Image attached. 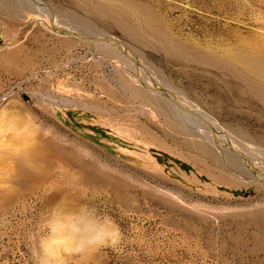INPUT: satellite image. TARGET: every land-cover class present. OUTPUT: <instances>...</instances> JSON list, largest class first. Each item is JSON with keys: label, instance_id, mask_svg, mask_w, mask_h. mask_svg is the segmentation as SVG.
Here are the masks:
<instances>
[{"label": "rangeland", "instance_id": "374dc122", "mask_svg": "<svg viewBox=\"0 0 264 264\" xmlns=\"http://www.w3.org/2000/svg\"><path fill=\"white\" fill-rule=\"evenodd\" d=\"M43 1L122 45L0 0V264H264V0Z\"/></svg>", "mask_w": 264, "mask_h": 264}, {"label": "bare ground", "instance_id": "6f19581e", "mask_svg": "<svg viewBox=\"0 0 264 264\" xmlns=\"http://www.w3.org/2000/svg\"><path fill=\"white\" fill-rule=\"evenodd\" d=\"M54 25H56V26H58L57 24H55V21H54ZM59 27V26H58ZM61 27V26H60ZM127 27H129V26H127ZM122 30V29H121ZM93 35V34H92ZM94 36H98V37H101V36H103V35H94ZM172 46V45H171ZM177 47V46H176ZM174 48V47H173ZM181 48V47H180ZM168 49V48H167ZM175 49V48H174ZM172 50V49H171ZM258 50V49H257ZM253 51V50H252ZM252 51H249V52H252ZM253 52H255V51H253ZM230 54L229 55H231V57L233 58H239V56L241 55V53H240V55H239V52H229ZM125 54V53H124ZM256 53H254V55H255ZM127 55V54H126ZM249 55H251V54H249ZM244 56H245V53H244ZM253 56V55H252ZM226 57V56H225ZM227 58H230V56L229 57H227ZM245 58V57H244ZM247 58H249V57H247ZM255 58V57H254ZM246 59V58H245ZM244 59V60H245ZM250 59H251V57H250ZM258 59H260V58H258ZM134 60V59H133ZM226 60V59H225ZM239 60V59H238ZM237 60V61H238ZM241 61V60H240ZM250 61V60H249ZM252 62H253V60H251ZM258 61V60H257ZM264 61V60H263ZM135 62V61H134ZM244 62V61H243ZM261 61L259 60V63H260ZM229 63H231V62H229ZM247 63V62H246ZM255 63H256V61H255ZM258 63V62H257ZM264 62H262V64H263ZM232 64V63H231ZM238 64V63H237ZM236 64V65H237ZM248 64H250V63H248ZM246 65V64H245ZM254 65V64H253ZM261 65V64H260ZM256 66H257V64H256ZM255 66V67H256ZM229 67H232V66H229ZM250 67H252V66H250ZM137 68V67H136ZM264 68V67H263ZM262 68V69H263ZM259 69V68H258ZM261 69V70H262ZM137 71H138V69H137ZM253 71V70H252ZM255 71V70H254ZM253 71V72H254ZM248 72H250V71H248ZM139 73H140V75L138 74V77H139V79H140V81H141V83L142 84H144V82L148 85V86H150V87H152L154 90L156 89V90H158V91H160L162 94H164V95H168V96H170L169 94H167V91L164 89V88H162L161 87V89H157V88H154L153 86H151L150 85V83H149V81L147 80V82H146V80L143 78V76L141 75V72L139 71ZM256 73H258V75H259V72L257 71ZM262 74H264V72L262 73ZM253 77H254V75H253ZM263 77V76H262ZM261 79V78H260ZM152 80H154V82L156 83V85L154 84V86H157V82L155 81V78H152ZM153 82V83H154ZM144 86V85H143ZM264 86V85H263ZM260 87V86H259ZM148 90H150V89H148ZM156 90L155 91H153V90H150V91H153V92H155V93H157L156 92ZM262 92V91H261ZM157 94H159V93H157ZM160 95V94H159ZM162 96V95H161ZM163 97V96H162ZM171 97V96H170ZM163 98H165V97H163ZM172 98V97H171ZM166 99V98H165ZM173 99V98H172ZM166 100H168V99H166ZM174 100V99H173ZM169 101V100H168ZM175 101V100H174ZM170 102V101H169ZM177 102V101H176ZM171 103V102H170ZM179 103V102H178ZM172 104V103H171ZM180 104V103H179ZM184 104V103H183ZM183 104H180V105H182L183 107H186V108H188V106L187 105H183ZM173 105V104H172ZM174 106V105H173ZM175 107V106H174ZM180 113H183L184 115H187V116H189L190 117V115H188L187 113H184V112H182L180 109H178L177 107H175ZM189 109V108H188ZM191 110V109H190ZM191 111H194V110H191ZM194 112H196V111H194ZM196 113H198V112H196ZM201 113V112H200ZM203 114V113H202ZM198 115H200V117H192V118H195V119H198L199 121H195V124L198 126V128H205L208 132L207 133H209V134H213V136L214 137H217L218 139H220V140H222V141H225V143L227 142L229 145H227V144H219L220 146H222V147H224V148H227L229 151H231L232 152V149H231V147H230V145L232 144L231 142H230V140L227 138V137H229V136H227L226 138H225V136L226 135H223V134H221V132H220V127L209 117V116H207V115H205V114H203V115H201V114H199L198 113ZM186 118V117H185ZM191 120V119H190ZM201 120V121H200ZM19 123V122H18ZM11 124L12 125H16L17 124V121H16V119L15 120H13V121H11ZM0 132H1V128H0ZM203 133H204V131H203ZM215 141V140H214ZM233 147V146H232ZM238 147V146H237ZM235 148V147H234ZM240 148V147H239ZM235 149H237V148H235ZM239 150V149H238ZM32 151V150H31ZM30 151V152H31ZM30 152H28V153H24L23 155V158H22V161H21V163L19 164L20 165V170H19V175H18V180L19 181H21V182H23V183H25L26 185H28V186H34L35 184H37L38 183V180L39 181H41V178L43 177V170H42V168H41V164H44V163H46L47 162V157H48V154H47V152L46 151H44V150H40V152H37V154H36V151L34 150V151H32V153L30 154ZM238 153H240L239 151H237ZM233 154H235V155H237L236 153H233ZM247 155V154H246ZM238 156V155H237ZM240 159V158H239ZM244 160H246V159H244ZM243 162V161H242ZM246 163H248V162H246ZM246 165V164H245ZM251 166H252V164H250ZM255 166V165H254ZM254 166H252L251 168H250V171H253L254 173H258V172H256L255 171V167ZM259 174V173H258ZM264 176V175H263Z\"/></svg>", "mask_w": 264, "mask_h": 264}, {"label": "water", "instance_id": "95a60500", "mask_svg": "<svg viewBox=\"0 0 264 264\" xmlns=\"http://www.w3.org/2000/svg\"><path fill=\"white\" fill-rule=\"evenodd\" d=\"M27 1H30V2H39L41 1L44 5H47L43 0H27ZM46 7H48L47 9L50 11V17H51V25H52V29L54 31H58L64 35H68V36H72V37H76L77 39H81V41H85V42H105V43H108V42H112V43H115L117 44L118 46L121 47V42L118 40V39H115V38H112V37H97V36H90V35H85L83 36V34L81 33H76L74 32L73 30L71 29H68L66 27H58L56 25H54V17H53V12L52 10H50L49 6L47 5ZM135 63L137 64V62L135 61ZM154 84L156 85V83L154 82ZM144 87L146 89H150V90H153L155 91L152 87L148 86L145 82H144ZM157 93H159L160 95H162L163 97H165L166 99H168L175 107H177L178 109H180L182 112L184 113H187L188 115H190V117H200V115H198V113L194 112V111H191L190 109L186 108V107H183L182 105H180L178 102L174 101L170 96L168 95H164L162 94L160 91L156 90ZM214 140L216 143L218 144H227L229 145L227 142L225 143V141H222L220 139H218L217 137H214ZM231 149H232V153H236L237 157H239L240 159H246L250 164H252V161L249 157H247L246 155L244 154H241V153H238L237 150L232 147V145H230ZM256 172H258L260 175H264V173L258 171L257 169H255Z\"/></svg>", "mask_w": 264, "mask_h": 264}]
</instances>
